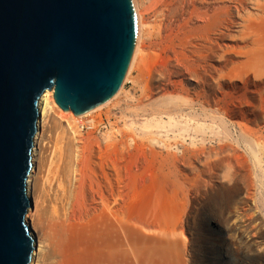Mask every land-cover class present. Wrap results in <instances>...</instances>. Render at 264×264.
I'll use <instances>...</instances> for the list:
<instances>
[{
    "label": "rangeland",
    "instance_id": "374dc122",
    "mask_svg": "<svg viewBox=\"0 0 264 264\" xmlns=\"http://www.w3.org/2000/svg\"><path fill=\"white\" fill-rule=\"evenodd\" d=\"M137 1L119 93L82 119L45 110L29 264L60 263L49 230L70 213L72 264L100 242L108 264H264V0Z\"/></svg>",
    "mask_w": 264,
    "mask_h": 264
},
{
    "label": "water",
    "instance_id": "95a60500",
    "mask_svg": "<svg viewBox=\"0 0 264 264\" xmlns=\"http://www.w3.org/2000/svg\"><path fill=\"white\" fill-rule=\"evenodd\" d=\"M132 0H0V264H29L39 100L75 117L110 101L136 45Z\"/></svg>",
    "mask_w": 264,
    "mask_h": 264
},
{
    "label": "bare ground",
    "instance_id": "6f19581e",
    "mask_svg": "<svg viewBox=\"0 0 264 264\" xmlns=\"http://www.w3.org/2000/svg\"><path fill=\"white\" fill-rule=\"evenodd\" d=\"M149 1V0H148ZM155 1V0H154ZM154 1H153V3H154ZM161 1V0H160ZM132 2H133V6H134V12H135V16H136V24H137V36H136V45H135V48H134V52H133V55H132V58H131V61H130V65H129V67H128V70H127V73H126V76H125V78H124V81H126V79H127V76L129 75V72H130V70H131V68H132V64L134 63V60H135V57L140 53V30H141V26H140V21H139V12H138V1L137 0H132ZM150 2H152L151 0H150ZM156 4H158L157 2H156ZM166 8H168V7H166ZM169 9V8H168ZM122 87H123V85H121V87H120V89H119V91L122 89ZM119 91L117 92V93H119ZM54 102V101H53ZM109 103V101L108 102H106L105 104H103V105H101V106H99V107H97V108H95V109H93V110H91V111H89V112H87V113H85L84 115H82V116H80V117H78L77 119H82V118H86V117H88L89 115H91L93 112H95L96 110H99L100 108H102L103 106H105V105H107ZM50 104H52V91H46L43 95H42V97L40 98V100H39V118H38V122H37V129H39L40 130V125L42 126V121H43V117H44V113H45V110L47 109V107L50 105ZM53 106V105H52ZM65 113V112H64ZM66 114H70V115H73L71 112H67ZM37 139V138H36ZM33 151V150H32ZM34 155H35V153H33V155H32V157H34ZM30 178V175L28 176V178H27V196H28V198H29V200H30V202H31V207H30V209H29V211H28V213H27V215L28 214H30V213H33V215H35L36 214V211H37V209H36V205H35V203H34V201H33V197H32V194H31V188H30V186H29V181L30 180H28ZM31 179V178H30ZM106 202V201H105ZM105 202H103V203H105ZM102 203V205H104ZM107 203V202H106ZM90 205V204H89ZM105 205H107L106 207H108V204H105ZM104 205V206H105ZM106 207H104V209H106L107 210V208ZM70 211V210H69ZM92 212V211H91ZM96 212V211H95ZM87 213V212H86ZM85 213V214H86ZM90 213V212H89ZM89 213H87L88 215H89ZM93 213V212H92ZM92 213L90 214L91 216H92ZM69 214V213H68ZM67 214V215H68ZM27 215L25 216V220L27 219L28 220V218H26L27 217ZM93 215H94V213H93ZM71 217V213L67 216V217H65V219H64V221H59V222H57V224H55V225H53V227H51V229L49 230L50 232H51V235H52V237L56 240V243H55V245H56V249L54 248L52 251H51V253H52V255H55V254H57V257H59V260H60V263L59 264H72V262H71V260H70V258H69V252H67V250L64 248V243H63V241H64V238H65V236L67 235H69L71 232H72V230L74 229V224H72V222L74 221H72V222H70L71 221V218L73 217V215H72V217ZM83 217H84V215H83ZM86 217V216H85ZM84 217V218H85ZM87 217H89V216H87ZM74 218V217H73ZM77 218V217H76ZM75 219V218H74ZM81 221H82V215H81V218H79ZM26 220V221H27ZM76 220V219H75ZM77 220H78V218H77ZM79 220V221H80ZM87 220V219H86ZM85 220V221H86ZM79 221H78V223H79ZM92 221V220H91ZM83 222H84V220H83ZM29 223V222H28ZM82 223V222H81ZM85 223V222H84ZM103 226V225H102ZM83 228H86L85 226H83ZM89 228V227H88ZM98 228V226H93L92 227V229H90V233L91 234H94V235H96L97 233H98V235H101V237L103 238V241L104 242H106L107 240V236H108V233H107V230H106V228H104L103 229V232H99V229H97ZM97 229V230H96ZM48 232V231H47ZM31 235H32V237L35 239V250L33 251V253L34 254H32L33 256L34 255H36V253H38V252H40V250L43 248L41 245H39L37 242H36V238H35V236H34V228L32 227V232H31ZM94 235H92V236H94ZM98 243V242H97ZM82 246V245H81ZM106 244L104 243V245H103V243L102 242H100V248L98 249L99 251H98V257H94L93 259H89L88 261H86L85 262V264H108V252L106 251ZM80 247V246H79ZM77 249H78V247H77ZM77 249H75V250H77ZM32 256V257H33ZM67 256H68V258H67ZM59 262V261H58ZM53 263H55V262H53Z\"/></svg>",
    "mask_w": 264,
    "mask_h": 264
}]
</instances>
